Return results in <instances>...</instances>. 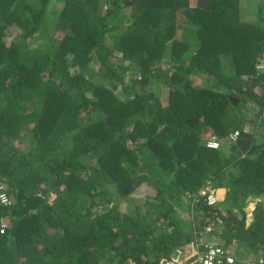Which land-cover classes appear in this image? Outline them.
Segmentation results:
<instances>
[{
  "label": "trees",
  "instance_id": "1",
  "mask_svg": "<svg viewBox=\"0 0 264 264\" xmlns=\"http://www.w3.org/2000/svg\"><path fill=\"white\" fill-rule=\"evenodd\" d=\"M243 2L0 0V264H187L203 238L264 261V0Z\"/></svg>",
  "mask_w": 264,
  "mask_h": 264
},
{
  "label": "built area",
  "instance_id": "2",
  "mask_svg": "<svg viewBox=\"0 0 264 264\" xmlns=\"http://www.w3.org/2000/svg\"><path fill=\"white\" fill-rule=\"evenodd\" d=\"M260 71L264 72V53L261 56L260 65L258 68ZM239 133L235 132L230 136L232 141H236ZM207 147L210 149H218L220 147V143L213 137L208 143ZM3 190V189H2ZM203 194L207 196V202L210 205H215L217 203V198L208 194L207 191H204ZM1 203L5 206L11 205V199L5 191H1L0 193ZM261 202V201H260ZM4 232V230H2ZM204 250L199 255L197 264H240L236 257H234L231 253H233L230 249H226L224 246H219L213 243H204ZM264 262L261 260L260 264ZM115 264H133V263H115ZM136 264V263H135Z\"/></svg>",
  "mask_w": 264,
  "mask_h": 264
},
{
  "label": "clouds",
  "instance_id": "3",
  "mask_svg": "<svg viewBox=\"0 0 264 264\" xmlns=\"http://www.w3.org/2000/svg\"><path fill=\"white\" fill-rule=\"evenodd\" d=\"M262 129V128H261ZM263 129H264V127H263ZM235 132H238L239 133V135H240V132L239 131H235ZM235 132H233V133H231L230 134V136L232 135V134H234ZM258 132L260 133V129H258ZM239 135H238V138H239ZM261 135V134H260ZM262 136V135H261ZM263 137V136H262ZM238 138H237V140H238ZM264 138V137H263ZM231 139V138H230ZM236 140V141H237ZM209 141V140H208ZM208 141H207V143H208ZM233 142H235V141H233ZM207 143H206V145H207ZM212 195H214L216 198H217V202H218V200L219 199H221V198H219V196H218V194L216 193V194H213L212 193ZM261 201V202H260ZM257 203L258 204H264V199H258L257 200ZM255 203H252V204H250L249 205V209H255ZM205 240H208V239H205ZM205 240L202 242V245H205L204 243H205ZM206 243H210V241L208 240ZM202 253V252H201ZM235 254V253H234ZM247 255V254H246ZM248 258V260H247V258ZM245 257V260H238V258H236L237 259V261L240 263V264H251L254 260H251L248 256H246ZM199 258V257H198ZM261 261V260H260ZM260 261H259V264H260ZM262 261H263V259H262ZM197 262H198V260L196 261V264H197ZM264 262V261H263ZM264 264V263H263Z\"/></svg>",
  "mask_w": 264,
  "mask_h": 264
},
{
  "label": "rangeland",
  "instance_id": "4",
  "mask_svg": "<svg viewBox=\"0 0 264 264\" xmlns=\"http://www.w3.org/2000/svg\"><path fill=\"white\" fill-rule=\"evenodd\" d=\"M246 0H244V2H243V7L246 9V13L244 14L245 16L247 15H249L250 13L248 12V9L246 8V2H245ZM255 21V20H254ZM254 130V129H253ZM258 131V130H257ZM262 139V137L261 136H258L257 137V140L258 141H260ZM222 192L224 193V191L222 190ZM146 195V192L145 191H143V192H140L139 194H137V195H133V199H143L144 198V196ZM220 196H221V194H219ZM222 199V198H221ZM123 203H126V202H123ZM205 240V238H203L202 239V242ZM208 240H205V243L207 242ZM234 257H237V255L236 254H234V253H231ZM245 256V255H244ZM247 256L248 257H250L251 255H249V254H247ZM246 257V256H245ZM245 257L242 259V260H245ZM247 258V257H246ZM247 260H248V258H247ZM187 264H196V261L194 262V263H187Z\"/></svg>",
  "mask_w": 264,
  "mask_h": 264
},
{
  "label": "crops",
  "instance_id": "5",
  "mask_svg": "<svg viewBox=\"0 0 264 264\" xmlns=\"http://www.w3.org/2000/svg\"><path fill=\"white\" fill-rule=\"evenodd\" d=\"M217 194H218L219 198H222V197H223V192H222V190H219V191L217 192ZM219 194H221V196H220Z\"/></svg>",
  "mask_w": 264,
  "mask_h": 264
},
{
  "label": "water",
  "instance_id": "6",
  "mask_svg": "<svg viewBox=\"0 0 264 264\" xmlns=\"http://www.w3.org/2000/svg\"><path fill=\"white\" fill-rule=\"evenodd\" d=\"M260 134L264 137V129H260Z\"/></svg>",
  "mask_w": 264,
  "mask_h": 264
}]
</instances>
